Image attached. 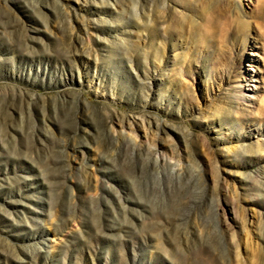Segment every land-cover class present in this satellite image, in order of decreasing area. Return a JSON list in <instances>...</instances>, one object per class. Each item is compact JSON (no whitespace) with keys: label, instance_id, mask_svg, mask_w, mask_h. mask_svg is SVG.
<instances>
[{"label":"rangeland","instance_id":"obj_1","mask_svg":"<svg viewBox=\"0 0 264 264\" xmlns=\"http://www.w3.org/2000/svg\"><path fill=\"white\" fill-rule=\"evenodd\" d=\"M263 22L0 0V264H264Z\"/></svg>","mask_w":264,"mask_h":264},{"label":"bare ground","instance_id":"obj_2","mask_svg":"<svg viewBox=\"0 0 264 264\" xmlns=\"http://www.w3.org/2000/svg\"><path fill=\"white\" fill-rule=\"evenodd\" d=\"M232 1V0H229ZM260 6H261V11H262V19H264V0H260ZM260 13V12H259ZM244 16V15H243ZM242 17V16H241ZM244 18V17H243ZM234 19V18H233ZM243 20V19H242ZM240 21V20H239ZM242 22V21H241ZM223 23V22H222ZM238 23V22H237ZM264 23V22H263ZM260 24V28L264 31V24ZM243 24V23H242ZM250 25V24H249ZM250 30V29H249ZM173 158V157H172ZM157 159L165 160V157H160L159 155L157 156Z\"/></svg>","mask_w":264,"mask_h":264}]
</instances>
